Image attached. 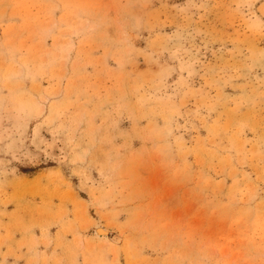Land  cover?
Here are the masks:
<instances>
[{
    "label": "rangeland",
    "instance_id": "obj_1",
    "mask_svg": "<svg viewBox=\"0 0 264 264\" xmlns=\"http://www.w3.org/2000/svg\"><path fill=\"white\" fill-rule=\"evenodd\" d=\"M0 264H264V0H0Z\"/></svg>",
    "mask_w": 264,
    "mask_h": 264
},
{
    "label": "bare ground",
    "instance_id": "obj_2",
    "mask_svg": "<svg viewBox=\"0 0 264 264\" xmlns=\"http://www.w3.org/2000/svg\"><path fill=\"white\" fill-rule=\"evenodd\" d=\"M101 230H98L97 232H100ZM102 232H100V234H101ZM105 233V232H104Z\"/></svg>",
    "mask_w": 264,
    "mask_h": 264
}]
</instances>
